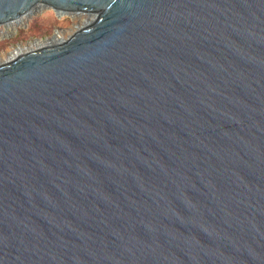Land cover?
I'll return each mask as SVG.
<instances>
[{
    "label": "water",
    "instance_id": "water-1",
    "mask_svg": "<svg viewBox=\"0 0 264 264\" xmlns=\"http://www.w3.org/2000/svg\"><path fill=\"white\" fill-rule=\"evenodd\" d=\"M93 18L0 64V264H264V0H0Z\"/></svg>",
    "mask_w": 264,
    "mask_h": 264
},
{
    "label": "rangeland",
    "instance_id": "rangeland-1",
    "mask_svg": "<svg viewBox=\"0 0 264 264\" xmlns=\"http://www.w3.org/2000/svg\"><path fill=\"white\" fill-rule=\"evenodd\" d=\"M85 17L88 18L86 14ZM92 18L93 16L89 19ZM76 21L77 19H73L70 16H56L52 9L41 8L27 16L15 30L7 28L5 25H0V62L9 61L6 55L13 49L24 47L27 43L37 40L42 42L50 41L56 31L62 34L61 40L67 39L77 30L78 27L75 28L76 24L79 27L82 26L78 25Z\"/></svg>",
    "mask_w": 264,
    "mask_h": 264
},
{
    "label": "bare ground",
    "instance_id": "bare-ground-1",
    "mask_svg": "<svg viewBox=\"0 0 264 264\" xmlns=\"http://www.w3.org/2000/svg\"><path fill=\"white\" fill-rule=\"evenodd\" d=\"M40 9H41V7L37 8V11ZM58 14H59L58 15L59 17L66 15V16H70L73 19H77L76 22L78 23V25H84L91 20V19H89L91 16H88L86 14L88 16V18H86L84 13L75 14V13L60 12ZM26 17H27V15H23L19 19L11 21L8 24H6L5 26L7 28H12L15 30L19 25H21V23L25 20ZM77 27H79V26H77V24H76L75 28H77ZM61 35L62 34L59 31H56L55 35L52 37V39L50 41L42 42V41L37 40V41H34L32 43H27L24 47H18L16 49H13V51H11L6 56L9 60H11V59L15 58L18 54L23 53L25 51L33 50V49L39 48L41 46H46V45L52 44V43H55V41L60 42L62 39ZM2 62L4 63V61H2ZM2 62H0V63L2 64Z\"/></svg>",
    "mask_w": 264,
    "mask_h": 264
}]
</instances>
